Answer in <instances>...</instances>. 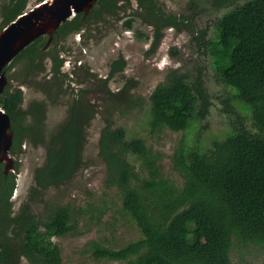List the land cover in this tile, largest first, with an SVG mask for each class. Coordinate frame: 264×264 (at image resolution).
Listing matches in <instances>:
<instances>
[{
  "label": "trees",
  "instance_id": "1",
  "mask_svg": "<svg viewBox=\"0 0 264 264\" xmlns=\"http://www.w3.org/2000/svg\"><path fill=\"white\" fill-rule=\"evenodd\" d=\"M28 1L9 0L3 13L4 26L25 10ZM119 1L98 0L85 17L79 12L65 20L54 33V47L45 48L48 36L41 35L15 56L6 70L19 62L21 75L35 79L50 57L52 75L39 84L50 93L55 91L54 95L65 94L71 78L70 72L62 71L64 58L58 45L70 33L87 28L94 14H114L112 7ZM236 1L213 0L219 7ZM137 2L139 13L155 28L151 47L155 50L162 27L179 26L184 16L164 11L158 0ZM127 26L132 27V19ZM213 27V32L201 31L202 45L211 55L217 77L234 93L244 113L233 110L238 118L231 131L216 139L212 147L204 150L196 144L176 152L174 167L182 176L181 183L163 173L158 155L143 137H128L124 127L114 126L106 117L98 141L106 166L105 186L118 191L123 210L141 236L118 248L92 240L89 249L96 258L119 260L121 264H234L231 248L235 239L264 250V0L234 4L215 19ZM124 65L122 58L112 60L109 76ZM64 81L67 85L61 89ZM8 86L0 94V105L11 116V153H16L27 138L46 142V158L34 170L32 192L71 179L86 164L84 149L95 112L93 104L74 100L65 120L45 139V102L35 101L23 108L22 87L10 91ZM114 96L118 98L120 93ZM140 101L137 98L138 106ZM210 106L201 76L192 81L175 69L149 96L148 125L153 131L163 127L185 130L204 119ZM18 169L15 163L14 171L5 174L0 166V264H19L23 256L31 264H63L61 248L53 237L75 230L85 210L55 205L41 217L30 197L15 212L12 196Z\"/></svg>",
  "mask_w": 264,
  "mask_h": 264
},
{
  "label": "rangeland",
  "instance_id": "2",
  "mask_svg": "<svg viewBox=\"0 0 264 264\" xmlns=\"http://www.w3.org/2000/svg\"><path fill=\"white\" fill-rule=\"evenodd\" d=\"M242 1L219 7L213 0H158L164 11L183 15L184 19L179 26L162 27V38L155 50L151 48L155 28L139 13L136 0L119 2L114 14H94L87 21V28L70 33L61 41V46L58 45L65 59L62 71H69L71 78L65 94L54 95L55 91L50 93L39 84L40 80L52 75L49 58L44 61L45 70L35 79L21 75L19 62L7 70L8 90L20 86L24 91L23 108L35 101L45 102V116L42 117L45 139L65 120L74 100L83 104L84 100L89 101L95 108L84 149L86 164L66 182L40 188L37 192L33 189L32 192L34 170L46 158V142L27 138L12 154L19 167L12 196L15 212L30 197L33 198L34 211L41 217L55 205L85 210L75 230L53 237L61 248L63 264H121L119 260L96 258L89 249L90 241L118 248L141 236L136 223L123 210L118 191L105 186L106 166L99 155L98 141L106 117L114 126L124 127L128 137H143L158 155L163 173L181 183L182 176L174 167L176 152L181 147L196 144L204 150L212 147L216 139H223L231 131L232 122L238 118L233 110L244 113L238 107L239 101L234 93L217 77L211 55L202 45L200 36L202 30L213 32L215 19ZM8 2L0 0V28L4 26L3 13ZM39 2L29 0L25 10ZM130 19L132 27L127 26ZM116 58H122L125 65L109 76L110 63ZM175 69L192 81L201 76L211 106L204 119L193 122L185 130L163 127L153 131L148 125L146 110L149 96L155 86L165 81L168 73ZM127 84L128 88L123 90ZM66 85L64 81L61 89ZM119 93L120 96L115 98L114 94ZM123 94L124 98H120ZM137 98L141 99L140 107L136 104ZM231 258L234 264H262L264 250L253 243L244 245L235 239ZM19 264L31 263L23 256Z\"/></svg>",
  "mask_w": 264,
  "mask_h": 264
},
{
  "label": "water",
  "instance_id": "3",
  "mask_svg": "<svg viewBox=\"0 0 264 264\" xmlns=\"http://www.w3.org/2000/svg\"><path fill=\"white\" fill-rule=\"evenodd\" d=\"M97 0H42L34 7L24 10L0 30V94L9 79L6 66L26 46L41 34H48V46L54 31L76 13L86 15ZM14 131L10 114L0 107V166L7 174L15 169L11 153Z\"/></svg>",
  "mask_w": 264,
  "mask_h": 264
},
{
  "label": "flooded vegetation",
  "instance_id": "4",
  "mask_svg": "<svg viewBox=\"0 0 264 264\" xmlns=\"http://www.w3.org/2000/svg\"><path fill=\"white\" fill-rule=\"evenodd\" d=\"M97 1H98V0H97ZM97 1H96V2H97ZM96 2H95V3H96ZM119 2H129V1L120 0ZM119 2H118V3H119ZM136 2H137V0H136ZM93 6H94V5H93ZM99 6H100V7H103V5H101V4H98V5H97V7H99ZM137 6H138V2H137ZM91 9H92V8H91ZM91 9H90V10H91ZM112 9L115 10V7L113 6ZM90 10H89V12H90ZM89 12H88V13H89ZM82 13H83V12H82ZM88 13H87V14H88ZM76 14H77V13H76ZM83 14H84V13H83ZM87 14H86V15H87ZM72 17H73V16H72ZM84 17H85V15H84ZM55 31H56V30H55ZM55 31H54V33H55ZM127 31H129V30H127ZM78 32H79V31H78ZM54 33H53V38H52V40H51V42H50V44H49L48 46H46V43H47V41H48V39H47V41H46V43H45V48H48V47L51 46V45L54 47V40L56 39V37L54 36ZM41 35H45V36L47 35L48 38H49V35H48V34H41ZM41 35H40V36H41ZM40 36H38V37H40ZM38 37H37V38H38ZM37 38H36V39H37ZM34 40H35V39H34ZM34 40H33V41H34ZM33 41H32V42H33ZM32 42H31V43H32ZM31 43H30V44H31ZM59 43H60V42H59ZM26 47H27V46H26ZM47 58H49V59L51 60L50 57H47ZM64 61H65V59H64ZM63 66H64V63H63V65H62V68H63ZM68 72H69V71H68ZM8 83H9V82H8ZM7 85H8V84H7Z\"/></svg>",
  "mask_w": 264,
  "mask_h": 264
}]
</instances>
